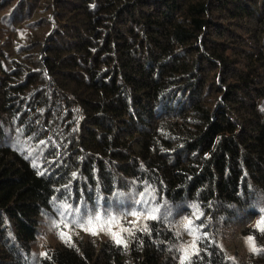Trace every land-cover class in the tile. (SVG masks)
Returning <instances> with one entry per match:
<instances>
[{
    "label": "trees",
    "instance_id": "1",
    "mask_svg": "<svg viewBox=\"0 0 264 264\" xmlns=\"http://www.w3.org/2000/svg\"><path fill=\"white\" fill-rule=\"evenodd\" d=\"M65 205L143 220L34 262ZM262 220L264 0H0V264H264Z\"/></svg>",
    "mask_w": 264,
    "mask_h": 264
},
{
    "label": "rangeland",
    "instance_id": "2",
    "mask_svg": "<svg viewBox=\"0 0 264 264\" xmlns=\"http://www.w3.org/2000/svg\"><path fill=\"white\" fill-rule=\"evenodd\" d=\"M142 200L146 204L147 197H144ZM123 214L124 213L121 210L114 211L104 209L103 207H100L97 211H93L89 209H75L68 205L62 206L60 211L57 212L56 219L49 216L43 219L37 243L34 245V262L44 253L50 243L54 242L55 236L60 229L75 232L81 235H88L92 232V236L100 238L104 236L106 237V234H115V237H119L123 231L122 228H120L122 219L133 221L143 220V217H140L139 219L134 217L135 214H141V212L138 211L129 212L125 216H123ZM185 229H197L196 222L194 220L186 221ZM249 239L251 238L243 239L241 237L239 238L231 235L228 243L232 246V249H235L231 255H234L238 264H243L242 261L244 260V255L246 253L254 252L256 250L255 243V250H253V246L249 244ZM251 240L253 241V239ZM192 246V240H188L186 249H190ZM234 253H237L238 256ZM238 257H240L242 261L239 260Z\"/></svg>",
    "mask_w": 264,
    "mask_h": 264
},
{
    "label": "snow or ice",
    "instance_id": "3",
    "mask_svg": "<svg viewBox=\"0 0 264 264\" xmlns=\"http://www.w3.org/2000/svg\"><path fill=\"white\" fill-rule=\"evenodd\" d=\"M262 223H264V222H262ZM118 242H120V241H118ZM249 244L252 245L253 246V250H255V248H254V242L251 239H249ZM185 258H187V257H185Z\"/></svg>",
    "mask_w": 264,
    "mask_h": 264
}]
</instances>
